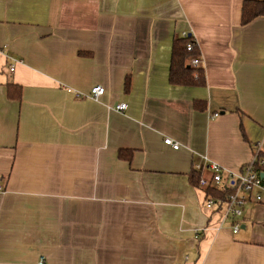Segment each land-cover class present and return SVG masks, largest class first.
<instances>
[{
    "label": "crops",
    "instance_id": "1",
    "mask_svg": "<svg viewBox=\"0 0 264 264\" xmlns=\"http://www.w3.org/2000/svg\"><path fill=\"white\" fill-rule=\"evenodd\" d=\"M243 1L0 0V264H264V190L232 233L189 181L264 140V17L241 25ZM183 32L204 86L168 81Z\"/></svg>",
    "mask_w": 264,
    "mask_h": 264
},
{
    "label": "built area",
    "instance_id": "2",
    "mask_svg": "<svg viewBox=\"0 0 264 264\" xmlns=\"http://www.w3.org/2000/svg\"><path fill=\"white\" fill-rule=\"evenodd\" d=\"M188 33L183 32L180 36L185 37ZM193 43L188 42L186 49L191 51ZM13 61L14 58H11ZM190 65L198 67L200 57L195 55L189 58ZM13 70V63L9 65ZM105 92L102 85H94L89 90V95L98 100ZM127 108L126 102H119L114 106L116 111H123ZM217 113H215L216 115ZM164 143L169 144L172 148L177 149L179 143L170 138H165ZM264 166V140L255 141L252 144V154L249 161L243 164L238 172H232L224 169L216 162L210 161L207 157L193 163L192 168L200 172L197 187L205 190L208 188L217 189L220 194L216 197L206 196L205 206L207 208L218 210L221 214L219 228L224 222H229L232 233H237L240 229L239 219L243 214L246 203L250 201L259 202L262 200L264 190L263 178L260 176ZM208 171L207 175L203 172ZM187 256L183 262L175 264H186ZM39 264H42L40 261Z\"/></svg>",
    "mask_w": 264,
    "mask_h": 264
},
{
    "label": "trees",
    "instance_id": "3",
    "mask_svg": "<svg viewBox=\"0 0 264 264\" xmlns=\"http://www.w3.org/2000/svg\"><path fill=\"white\" fill-rule=\"evenodd\" d=\"M258 17H264V0H244L241 7V25H246L252 22ZM188 42L193 43L191 51L186 49ZM199 55L196 42L192 39V36H174L171 50V59L169 67L168 81L172 85H183V86H204L205 76L204 71L201 67H194L190 65L189 58L191 56ZM17 86V85H16ZM129 87V82L125 81V90ZM205 102L194 101V109H204ZM243 137L245 138L244 132ZM121 149L118 151V157L129 160L131 152L124 151ZM264 167V166H263ZM200 172L192 168L189 174V181L192 185L197 186ZM220 194L217 189L208 188L206 189V196L216 197Z\"/></svg>",
    "mask_w": 264,
    "mask_h": 264
},
{
    "label": "water",
    "instance_id": "4",
    "mask_svg": "<svg viewBox=\"0 0 264 264\" xmlns=\"http://www.w3.org/2000/svg\"><path fill=\"white\" fill-rule=\"evenodd\" d=\"M260 176L263 178V177H264V173H263V172H261V173H260Z\"/></svg>",
    "mask_w": 264,
    "mask_h": 264
}]
</instances>
